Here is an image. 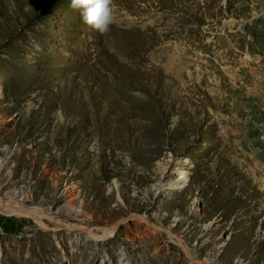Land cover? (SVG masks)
Wrapping results in <instances>:
<instances>
[{
  "label": "rangeland",
  "instance_id": "374dc122",
  "mask_svg": "<svg viewBox=\"0 0 264 264\" xmlns=\"http://www.w3.org/2000/svg\"><path fill=\"white\" fill-rule=\"evenodd\" d=\"M111 8L0 0V264H264V0Z\"/></svg>",
  "mask_w": 264,
  "mask_h": 264
},
{
  "label": "clouds",
  "instance_id": "9594fccd",
  "mask_svg": "<svg viewBox=\"0 0 264 264\" xmlns=\"http://www.w3.org/2000/svg\"><path fill=\"white\" fill-rule=\"evenodd\" d=\"M112 0H70L73 9L80 10L83 22L101 34L114 22Z\"/></svg>",
  "mask_w": 264,
  "mask_h": 264
},
{
  "label": "bare ground",
  "instance_id": "6f19581e",
  "mask_svg": "<svg viewBox=\"0 0 264 264\" xmlns=\"http://www.w3.org/2000/svg\"><path fill=\"white\" fill-rule=\"evenodd\" d=\"M183 171H181L182 173H183V175L186 173L185 171H186V169L185 168H183L182 169ZM178 175H180V174H178ZM169 180V179H168ZM168 182V181H167ZM169 187V189H172V188H177V189H182V188H184L185 187V184H182V183H179V185L177 186V187H173L172 186V184H169L168 185Z\"/></svg>",
  "mask_w": 264,
  "mask_h": 264
}]
</instances>
